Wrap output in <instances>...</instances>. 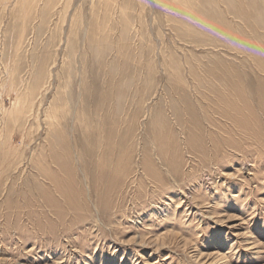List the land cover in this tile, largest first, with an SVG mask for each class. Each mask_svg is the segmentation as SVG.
<instances>
[{"label": "rangeland", "instance_id": "rangeland-1", "mask_svg": "<svg viewBox=\"0 0 264 264\" xmlns=\"http://www.w3.org/2000/svg\"><path fill=\"white\" fill-rule=\"evenodd\" d=\"M0 264H264V0H0Z\"/></svg>", "mask_w": 264, "mask_h": 264}, {"label": "bare ground", "instance_id": "bare-ground-1", "mask_svg": "<svg viewBox=\"0 0 264 264\" xmlns=\"http://www.w3.org/2000/svg\"><path fill=\"white\" fill-rule=\"evenodd\" d=\"M18 192V191H17Z\"/></svg>", "mask_w": 264, "mask_h": 264}]
</instances>
